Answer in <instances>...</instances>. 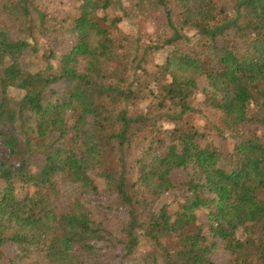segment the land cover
Segmentation results:
<instances>
[{"label":"trees","instance_id":"1","mask_svg":"<svg viewBox=\"0 0 264 264\" xmlns=\"http://www.w3.org/2000/svg\"><path fill=\"white\" fill-rule=\"evenodd\" d=\"M0 264H264V0H0Z\"/></svg>","mask_w":264,"mask_h":264},{"label":"rangeland","instance_id":"2","mask_svg":"<svg viewBox=\"0 0 264 264\" xmlns=\"http://www.w3.org/2000/svg\"><path fill=\"white\" fill-rule=\"evenodd\" d=\"M74 13H75V14H78V11H76V12H74ZM149 30H150V32H153L154 27H153V26H149ZM155 61H156L157 63L160 62V61H161L160 57L158 56L157 58H155ZM200 97H201L200 94H196V95H195V104H196V106H197L198 108H203L204 105H203L202 100H201ZM196 124H197V122L194 121V125H196Z\"/></svg>","mask_w":264,"mask_h":264}]
</instances>
